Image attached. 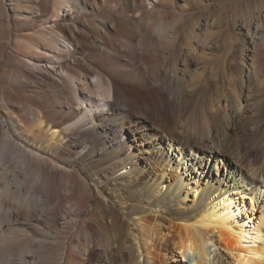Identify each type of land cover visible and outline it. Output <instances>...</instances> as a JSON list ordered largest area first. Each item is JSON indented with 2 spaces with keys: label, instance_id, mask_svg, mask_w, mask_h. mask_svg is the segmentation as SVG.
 <instances>
[{
  "label": "bare ground",
  "instance_id": "bare-ground-1",
  "mask_svg": "<svg viewBox=\"0 0 264 264\" xmlns=\"http://www.w3.org/2000/svg\"><path fill=\"white\" fill-rule=\"evenodd\" d=\"M250 93L264 0H0V264H264Z\"/></svg>",
  "mask_w": 264,
  "mask_h": 264
},
{
  "label": "rangeland",
  "instance_id": "rangeland-1",
  "mask_svg": "<svg viewBox=\"0 0 264 264\" xmlns=\"http://www.w3.org/2000/svg\"><path fill=\"white\" fill-rule=\"evenodd\" d=\"M230 47H229L228 43L223 44L221 46L222 49L220 48V51L216 52L215 56H217V55L218 56L217 57L214 56L212 58L213 59L212 61H213V66L215 68L217 67L216 68L217 70H219V69H221V70L223 69L224 70V71L222 70V72L219 70V72H218L219 80L222 81V79L224 78L223 79L224 81H222L223 83L221 82V85L222 86L225 85L227 87H230L231 89L234 88L235 90H237V88H239V80H237L238 79L237 78V64H236L237 60L235 61V55L233 54V52H231L232 50H231ZM227 56H229V57H227ZM232 57L234 58V60H233ZM228 59L231 60V62H232L231 64L229 62L230 60H228ZM228 62H229V64H227ZM232 64H234V66H232ZM223 72L227 73V74L224 73L225 77L223 75ZM220 76H221V79H220ZM226 79H228V80H226ZM229 81H232L233 83L229 82ZM234 83H237V84H234ZM233 84L236 85V86H234ZM250 95L252 96L251 97L252 100H250V101L253 102L254 100L255 101L257 100V102H254V103H258L260 105L259 100L255 99L251 93H250ZM96 98L98 99L97 96H96ZM99 99H100V97H99ZM241 103H242L241 105H244L245 101L243 99H241ZM259 105H258V108L260 107L259 111H261V112H259L257 110L254 113V115L252 113H245V112L243 114V112H242L243 119H241L239 125L237 126V129L235 131H231V130L229 131L228 130L229 131V135H230V137L232 139V142L234 144L233 145L234 154H232V155L233 156H236V155L238 156V157L236 156L238 159L236 157L235 158L238 160V163L242 164L244 166V168L247 169V171H249L251 168L252 169L254 168L255 170L259 169V170L264 171V164H263L264 163V147L259 149L257 146H254L256 140L260 141L262 139V142L264 143V109H263L264 108V104L262 103V106L261 105L259 106ZM256 108L257 107H254L255 110H256ZM253 124H254V126L257 125V124L260 126V128L258 130L260 132L257 131L256 134H255V131L253 130V127H254ZM137 143H139V142H137ZM133 145H135V144H133ZM166 146H167V143L165 142L164 143V147L166 148ZM132 150H134V152L137 153L142 158V159H140L141 165H144V163L148 162V164H151L150 171L152 170L153 167L156 166V162H155L156 160L150 154V150L148 149V145H146V144H143V145L142 144L141 145L138 144V147H136V148H134ZM173 156H174V154H173ZM5 159H6V161H9V162H13L14 161V159L12 160V158L8 154L5 155ZM219 165L222 166L223 165L222 162ZM146 167H148V165H146ZM122 171H125V170H122ZM222 171H223V173L226 174V169L223 168ZM198 173H199V171H198ZM263 175H264V173H263Z\"/></svg>",
  "mask_w": 264,
  "mask_h": 264
}]
</instances>
